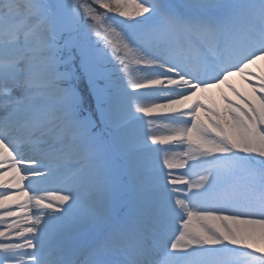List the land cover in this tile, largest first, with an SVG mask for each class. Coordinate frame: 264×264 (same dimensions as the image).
<instances>
[{
    "label": "snow or ice",
    "instance_id": "obj_1",
    "mask_svg": "<svg viewBox=\"0 0 264 264\" xmlns=\"http://www.w3.org/2000/svg\"><path fill=\"white\" fill-rule=\"evenodd\" d=\"M258 61L264 0H0V264H264Z\"/></svg>",
    "mask_w": 264,
    "mask_h": 264
},
{
    "label": "bare ground",
    "instance_id": "obj_2",
    "mask_svg": "<svg viewBox=\"0 0 264 264\" xmlns=\"http://www.w3.org/2000/svg\"><path fill=\"white\" fill-rule=\"evenodd\" d=\"M262 70H264V62H260V61H258V62H257V65L254 66L253 71H254L256 74H261ZM242 84H243L244 88H247V89H248V87H247L246 84H244L243 82H242ZM214 91H215V90H214Z\"/></svg>",
    "mask_w": 264,
    "mask_h": 264
}]
</instances>
